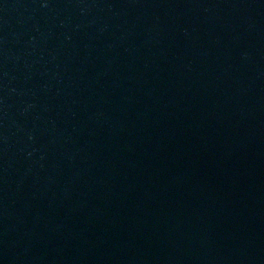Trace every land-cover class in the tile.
<instances>
[{"label": "water", "instance_id": "95a60500", "mask_svg": "<svg viewBox=\"0 0 264 264\" xmlns=\"http://www.w3.org/2000/svg\"><path fill=\"white\" fill-rule=\"evenodd\" d=\"M0 264H264V0H0Z\"/></svg>", "mask_w": 264, "mask_h": 264}]
</instances>
